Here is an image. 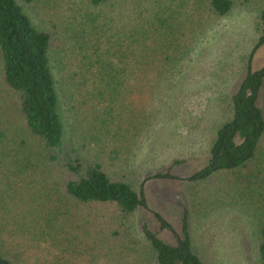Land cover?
<instances>
[{
	"label": "trees",
	"instance_id": "obj_1",
	"mask_svg": "<svg viewBox=\"0 0 264 264\" xmlns=\"http://www.w3.org/2000/svg\"><path fill=\"white\" fill-rule=\"evenodd\" d=\"M31 1L0 0V102L8 112L6 124L0 119V140L8 130L4 141L13 146L14 167L5 166L7 170L29 167V159L18 160L22 147L32 157L40 151L44 162L24 177L39 181L35 191L14 198L15 205L0 195V206L15 220L0 218V232L19 225L10 233L18 237L7 241L8 248H0V264H128L126 223L138 207L147 208L145 198L126 182L124 168L107 169L102 160L83 161L69 133L80 136L78 149L84 152L91 141L127 132L129 103L135 86L146 87L145 74L155 68L168 72L189 50L190 38L203 20L223 18L252 0H67L48 24L33 21L25 9ZM261 1L253 20L257 38L250 57L264 44ZM262 90L264 64L255 70L248 66L231 96L228 117L215 129L206 164L187 178L194 185H216L221 191H205L204 196L221 203L231 200L234 209L241 210L254 243V264H264V193L256 183L248 185L260 174V167L254 170L250 164L264 154V113L257 104ZM66 104L69 115L64 117ZM11 153L0 162H8ZM183 214L175 244L142 227L147 260L204 264L191 247ZM154 215L161 227L172 230ZM26 222L31 226L27 234L21 227Z\"/></svg>",
	"mask_w": 264,
	"mask_h": 264
},
{
	"label": "rangeland",
	"instance_id": "obj_2",
	"mask_svg": "<svg viewBox=\"0 0 264 264\" xmlns=\"http://www.w3.org/2000/svg\"><path fill=\"white\" fill-rule=\"evenodd\" d=\"M66 1L32 0L25 9L37 24H48L51 17L55 18V9L56 13L65 9ZM261 5V0H252L247 8L235 9L223 18L203 20L205 24L191 36V47L179 62L169 66L166 73L156 72V68L146 73L143 80L146 87L135 86L139 91L134 90L135 98L129 103L132 114L127 115V132L112 133L98 143L91 141L83 153L78 149L82 143L80 136L73 131L69 133L73 139L71 146L83 161L102 160L107 169L124 168L126 182L145 198L147 208L138 207L126 223L124 254L128 264H153L145 258L144 225L166 243L175 244L176 235L181 234L184 212L191 247L204 264H254V243L241 210L234 209L231 200L221 203L214 196H204L205 191L211 195L221 191L216 185L206 181L194 185L187 178L206 164L215 129L228 117L231 96L248 66L255 70L264 64V44L250 57L257 38L253 20ZM54 70L58 78V69ZM257 104L264 113L263 90L258 94ZM5 105L0 102V119L6 124ZM68 106L62 108L64 117L69 115ZM9 108L13 115L12 104ZM2 134L0 159L13 149L4 141L9 136L8 130ZM124 140L127 141L122 145ZM262 143L264 146V139ZM22 148L18 160L23 158L22 162L27 163L29 159V167L7 170L5 166L14 167L12 153L8 162H0V195L11 198L12 204L14 198L27 197L32 189L36 190L39 181L27 182L24 177L37 169L36 163L44 162L40 151L32 157L29 149ZM258 160L250 166L253 164L254 170L259 166L260 174L250 178L248 185L256 183L255 187L264 193V154ZM158 172L170 173L171 177L154 178ZM15 211H19L17 207ZM154 213L169 223L172 230L161 227ZM3 216L15 221L0 206V218ZM27 223L21 226L26 234L31 230ZM17 227L11 224L7 226L9 232H0V248H8L7 241L18 237L10 234ZM3 228L0 223V229ZM20 246L27 248L25 244Z\"/></svg>",
	"mask_w": 264,
	"mask_h": 264
}]
</instances>
